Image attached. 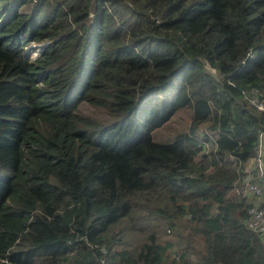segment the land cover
Returning <instances> with one entry per match:
<instances>
[{
    "label": "trees",
    "instance_id": "1",
    "mask_svg": "<svg viewBox=\"0 0 264 264\" xmlns=\"http://www.w3.org/2000/svg\"><path fill=\"white\" fill-rule=\"evenodd\" d=\"M251 88L264 0H0V264H264Z\"/></svg>",
    "mask_w": 264,
    "mask_h": 264
},
{
    "label": "built area",
    "instance_id": "2",
    "mask_svg": "<svg viewBox=\"0 0 264 264\" xmlns=\"http://www.w3.org/2000/svg\"><path fill=\"white\" fill-rule=\"evenodd\" d=\"M247 101L264 110V97H260L256 88L250 89V95L245 94ZM256 154L251 164L245 166L240 184L243 193H255L259 200L247 207V225L264 232V162L260 161V153L264 152V131L258 134Z\"/></svg>",
    "mask_w": 264,
    "mask_h": 264
},
{
    "label": "rangeland",
    "instance_id": "3",
    "mask_svg": "<svg viewBox=\"0 0 264 264\" xmlns=\"http://www.w3.org/2000/svg\"><path fill=\"white\" fill-rule=\"evenodd\" d=\"M39 47L38 43H31L26 46L25 51H31L34 55ZM79 107L84 111H91L93 108L87 102L83 101L79 103ZM189 121V109L179 108L174 112L169 119L164 121L158 126L152 129V135L154 139L158 141H165L172 139L176 133L186 129Z\"/></svg>",
    "mask_w": 264,
    "mask_h": 264
},
{
    "label": "clouds",
    "instance_id": "4",
    "mask_svg": "<svg viewBox=\"0 0 264 264\" xmlns=\"http://www.w3.org/2000/svg\"><path fill=\"white\" fill-rule=\"evenodd\" d=\"M31 43H38V42H31ZM31 43H29V44H31ZM45 42H43V43H38L39 44V47L37 48V52L34 54V55H32L31 54V51H26L28 54H29V56H36L40 51H41V46L44 44ZM27 46H28V44H27ZM25 48H26V46H25ZM25 48H24V50H25ZM260 161L261 162H264V152H262V153H260ZM242 180V179H241ZM241 184V183H240ZM239 187H240V185H239ZM238 187V188H239ZM259 200V197H257V200L256 201H258ZM255 201V202H256ZM254 203V202H253ZM247 220V219H246ZM252 229V228H251ZM254 230V229H253ZM258 231V230H257ZM259 232H261V231H259ZM263 232V231H262Z\"/></svg>",
    "mask_w": 264,
    "mask_h": 264
}]
</instances>
